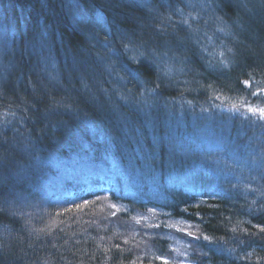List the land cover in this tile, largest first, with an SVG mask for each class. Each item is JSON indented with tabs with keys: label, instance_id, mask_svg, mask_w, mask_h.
<instances>
[{
	"label": "trees",
	"instance_id": "16d2710c",
	"mask_svg": "<svg viewBox=\"0 0 264 264\" xmlns=\"http://www.w3.org/2000/svg\"><path fill=\"white\" fill-rule=\"evenodd\" d=\"M259 109L264 0H0V264H264Z\"/></svg>",
	"mask_w": 264,
	"mask_h": 264
},
{
	"label": "snow or ice",
	"instance_id": "6c2138e0",
	"mask_svg": "<svg viewBox=\"0 0 264 264\" xmlns=\"http://www.w3.org/2000/svg\"><path fill=\"white\" fill-rule=\"evenodd\" d=\"M128 46L125 45V49L127 50ZM131 59L136 60L139 63H143L144 60H146L147 58L145 56H143V54H141L139 57H132ZM139 69L138 68H131L129 71V75H133L135 72H138ZM133 78H135V76L133 75ZM247 83V82H245ZM262 116H264V109H259L258 110ZM261 231H264V228L261 229ZM205 239H207V237H205ZM165 264H167V262H165Z\"/></svg>",
	"mask_w": 264,
	"mask_h": 264
},
{
	"label": "bare ground",
	"instance_id": "6f19581e",
	"mask_svg": "<svg viewBox=\"0 0 264 264\" xmlns=\"http://www.w3.org/2000/svg\"><path fill=\"white\" fill-rule=\"evenodd\" d=\"M240 152H241V150H240Z\"/></svg>",
	"mask_w": 264,
	"mask_h": 264
},
{
	"label": "rangeland",
	"instance_id": "374dc122",
	"mask_svg": "<svg viewBox=\"0 0 264 264\" xmlns=\"http://www.w3.org/2000/svg\"><path fill=\"white\" fill-rule=\"evenodd\" d=\"M110 77H111V75H110Z\"/></svg>",
	"mask_w": 264,
	"mask_h": 264
}]
</instances>
